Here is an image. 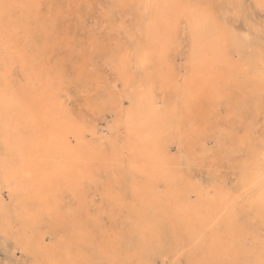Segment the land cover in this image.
Segmentation results:
<instances>
[{
	"label": "snow or ice",
	"instance_id": "1",
	"mask_svg": "<svg viewBox=\"0 0 264 264\" xmlns=\"http://www.w3.org/2000/svg\"><path fill=\"white\" fill-rule=\"evenodd\" d=\"M159 7L137 0H0L6 149L2 172L10 191L17 185V191L27 195L19 185L32 177L24 147L13 143L17 130L12 126V109L19 99L30 96L26 87L30 77L54 80L66 114L95 129L110 108L121 100L133 101L114 92L113 75L118 82L139 79L154 90L161 79L177 74L174 68L163 74L157 69L169 64L176 24L184 17L170 22L161 36L152 29L149 15ZM197 8L198 29L211 26L218 36L231 37L240 72L235 85L210 104L186 97L173 108L174 118L193 130L175 166V181L202 187L204 177H196L206 170L207 180L224 190L225 177L236 172L243 191L228 195L227 213L212 225L210 236L207 229L194 233L191 219L180 207L168 220H152L144 228L123 219V201L135 191L127 183V162L120 161L118 141L105 143L83 161L90 172L67 189L65 206L49 209L60 216L65 235L42 264H264V0H228ZM240 24L243 30L237 31ZM22 42L29 70L18 75ZM192 50L195 54V34ZM121 112L130 113L131 108ZM37 207L33 202L24 208L29 219H38ZM142 231L146 245H134V237Z\"/></svg>",
	"mask_w": 264,
	"mask_h": 264
},
{
	"label": "bare ground",
	"instance_id": "2",
	"mask_svg": "<svg viewBox=\"0 0 264 264\" xmlns=\"http://www.w3.org/2000/svg\"><path fill=\"white\" fill-rule=\"evenodd\" d=\"M9 2L29 3L32 0ZM137 2L160 5L149 15L153 20L152 29H158L161 36L170 22L179 21L181 16L184 17L182 22L176 24V39L174 46L169 50V64L158 66L157 69L158 73L163 74L170 73L174 68L177 74L161 79L154 90H149L140 80L136 82L131 77L120 81L123 88L118 89V81L114 75L111 80L114 92L129 95L133 101L125 105L121 100L119 105L110 108L114 117L108 123L107 131L104 132V129L100 133L96 127L87 129L66 114L57 96L54 80L50 81L47 77H30L26 85L30 93L29 98L19 99L12 109V126L17 130L13 143L24 147L32 171L31 179L24 178L22 185H19L27 190V195L20 194L17 185H12L10 191L3 179L2 162L6 151L5 100L4 84L0 81V230L5 233L7 228L8 234L17 240L20 248L32 255L34 264H42L51 251L59 247L65 235L60 216L49 212V209L65 206L69 199L67 189L71 184L82 181L90 172L83 161L90 151H97L105 143L118 141L120 161L124 163L126 158L127 174H133L131 187L136 198L130 204L123 201V219H130L144 228L152 220H168L174 215L177 207H180L191 219L190 227L194 233L199 234L207 229V235L210 236L212 225L227 213L228 195L236 196L243 191L241 176L236 172L231 173L233 178L230 180L225 177L227 188L224 190L218 188L215 181L209 182L206 187L176 182L175 166L180 163L181 157L173 152L171 146L182 137L184 147V142L193 131L186 123L174 118V107L183 104L186 97L210 104L221 91L235 85L234 77L240 72V66L230 48L231 37L218 36L211 26L197 28L201 23L198 19V5H218L228 0ZM183 34L187 38V51L183 64L178 65L175 54ZM194 34L195 54L192 50ZM3 47L0 40V61L3 60ZM23 47L22 42L21 51L17 52L19 74L29 70ZM255 87L258 88L259 85ZM168 90L174 92V100L172 104L167 105L165 95ZM157 101L167 106L161 109ZM122 108H131V112L122 113ZM120 125L124 129V136L119 139ZM254 179L258 185V172ZM162 184L166 187L161 188ZM4 190L11 199L9 204L4 199ZM178 193L179 201L176 199ZM255 195L259 196L258 187ZM33 202L38 204L34 212L38 219H29L24 212V208ZM13 221H17L18 226H15ZM146 243L145 232L142 231L134 237V245L143 247Z\"/></svg>",
	"mask_w": 264,
	"mask_h": 264
},
{
	"label": "rangeland",
	"instance_id": "3",
	"mask_svg": "<svg viewBox=\"0 0 264 264\" xmlns=\"http://www.w3.org/2000/svg\"><path fill=\"white\" fill-rule=\"evenodd\" d=\"M248 2L252 3L253 0H248ZM257 19H259V16L257 17ZM243 27L244 26L242 24H240V25L236 26V29L239 31H242ZM186 51H187V38H186L185 34H183L181 42H180V46H178V50L176 51V54H175L176 63L178 65L183 64L184 55L186 54ZM19 73L20 72L17 68V74H19ZM113 77H114V75H113ZM113 77H112V79H113ZM135 81L138 82L139 79H135ZM117 85L119 86V87L117 86L118 89L123 88L121 82H117ZM173 93L174 92L170 91V90H168L166 92L165 99H166L167 105L173 103V100H174V98L172 96V95H174ZM125 105H128V103L125 102ZM167 105H165L163 108H165ZM77 111H78V109H77ZM111 114H113V115H111ZM113 117H114V112H111L109 110L106 115L100 117V119L96 122V126H95L96 130L97 131L99 130L98 132L100 133V132H103L105 129L104 132H106L107 131L106 127H107L108 123L112 120ZM103 121H104V123H103ZM123 131H124V129L120 125V127H119V139L124 136ZM171 146L173 147V152L176 155H179L181 157V152L183 149L182 137L178 138V140H176L174 143H172ZM132 176H133V174L130 173L129 179H128V182L130 180V182H129L130 184L133 183ZM201 176L204 177L203 187H206L209 183V181L206 179L208 177V172L206 170L201 171L200 174L196 177V179L199 180ZM227 178L230 180L231 178H233V175H231V173H229L227 175ZM129 183H128V185L131 187L132 184L130 185ZM3 196H4L6 203L9 204L11 199L8 195V192L4 190ZM135 198H136V195L129 196L128 199L125 200L124 202H126V204L133 203ZM123 209L125 210V207H123ZM13 224L15 226H18L17 221H13ZM47 237H49V234H47ZM12 262H16V264H34L32 255L29 252H26L22 248H20L17 240L12 235H10V234L5 235V233L0 230V264H12Z\"/></svg>",
	"mask_w": 264,
	"mask_h": 264
}]
</instances>
